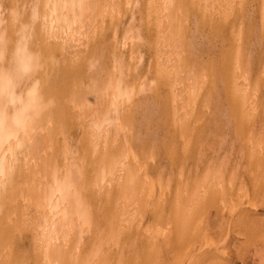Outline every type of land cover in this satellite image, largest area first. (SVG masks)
Masks as SVG:
<instances>
[{"label": "bare ground", "instance_id": "bare-ground-1", "mask_svg": "<svg viewBox=\"0 0 264 264\" xmlns=\"http://www.w3.org/2000/svg\"><path fill=\"white\" fill-rule=\"evenodd\" d=\"M255 1L0 0V264H264Z\"/></svg>", "mask_w": 264, "mask_h": 264}, {"label": "rangeland", "instance_id": "rangeland-1", "mask_svg": "<svg viewBox=\"0 0 264 264\" xmlns=\"http://www.w3.org/2000/svg\"><path fill=\"white\" fill-rule=\"evenodd\" d=\"M244 4L248 8V13L251 14L252 18L255 20L254 24H259V17H258L259 13L257 11V8L255 7L256 1L255 0H246V2ZM211 216H214V214H212ZM246 216L248 218H251V220L254 219L256 221L255 230L264 229V210H261L259 208V209H257L256 212L249 213L248 215L246 214ZM221 219H223V221H225L226 215L225 214L224 215H218V217H216V220L214 222L220 221ZM252 225H253V223H252ZM236 264H238V263H236Z\"/></svg>", "mask_w": 264, "mask_h": 264}]
</instances>
